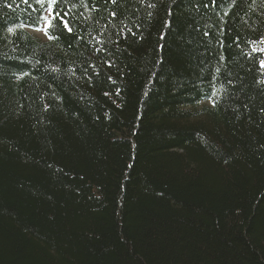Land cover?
<instances>
[{
    "label": "trees",
    "instance_id": "1",
    "mask_svg": "<svg viewBox=\"0 0 264 264\" xmlns=\"http://www.w3.org/2000/svg\"><path fill=\"white\" fill-rule=\"evenodd\" d=\"M0 264H264V0H0Z\"/></svg>",
    "mask_w": 264,
    "mask_h": 264
},
{
    "label": "snow or ice",
    "instance_id": "2",
    "mask_svg": "<svg viewBox=\"0 0 264 264\" xmlns=\"http://www.w3.org/2000/svg\"><path fill=\"white\" fill-rule=\"evenodd\" d=\"M25 2H27V0H25ZM50 23V22H49Z\"/></svg>",
    "mask_w": 264,
    "mask_h": 264
}]
</instances>
